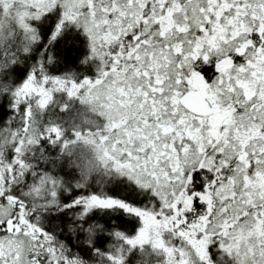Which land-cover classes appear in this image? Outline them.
I'll list each match as a JSON object with an SVG mask.
<instances>
[{"label":"snow or ice","instance_id":"snow-or-ice-1","mask_svg":"<svg viewBox=\"0 0 264 264\" xmlns=\"http://www.w3.org/2000/svg\"><path fill=\"white\" fill-rule=\"evenodd\" d=\"M0 264H264V0H0Z\"/></svg>","mask_w":264,"mask_h":264}]
</instances>
